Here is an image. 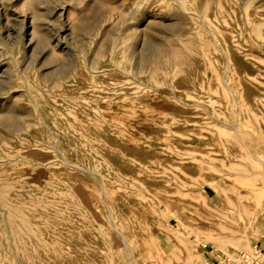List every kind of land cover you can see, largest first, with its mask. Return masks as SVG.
<instances>
[{"label":"rangeland","instance_id":"rangeland-1","mask_svg":"<svg viewBox=\"0 0 264 264\" xmlns=\"http://www.w3.org/2000/svg\"><path fill=\"white\" fill-rule=\"evenodd\" d=\"M241 141L264 161V0H0V264L45 256L38 235L83 264L262 247Z\"/></svg>","mask_w":264,"mask_h":264},{"label":"bare ground","instance_id":"bare-ground-1","mask_svg":"<svg viewBox=\"0 0 264 264\" xmlns=\"http://www.w3.org/2000/svg\"><path fill=\"white\" fill-rule=\"evenodd\" d=\"M212 3V4H211ZM210 3V5H208L209 8H212L214 7V1H212ZM230 3V2H229ZM218 10L220 9V7H217ZM261 8V7H260ZM224 9V8H223ZM221 10V9H220ZM206 11V9H205ZM250 11V10H249ZM257 11V10H256ZM232 12V10H231ZM253 13V12H252ZM248 17V16H247ZM230 19V18H229ZM248 20V19H247ZM254 23V22H253ZM251 35V34H250ZM217 43V42H216ZM197 46V45H196ZM199 48V47H198ZM162 54L164 53V55H169L171 56L172 58H174L176 61L180 62V64H182L183 66L185 67H188L189 65V56H190V53L187 49H181V50H165V51H162L161 52ZM160 53V54H161ZM161 54V55H162ZM207 58V57H206ZM229 61V60H228ZM174 62V61H173ZM262 63V62H261ZM144 64L141 65V70L143 71L144 70ZM226 68V69H225ZM227 70V67L224 66V72H223V76H222V82H223V85H227L226 83V77H227V73L225 72ZM53 71V70H52ZM261 73V72H260ZM259 75V74H258ZM261 75V74H260ZM247 76V75H246ZM261 77H263L261 75ZM258 78V77H257ZM240 80V79H239ZM249 80H251V78H249ZM252 81H253V78H252ZM241 82V81H240ZM257 83V82H255ZM259 83V82H258ZM245 84V83H244ZM260 85V84H259ZM202 86V85H201ZM58 88V86H57ZM203 89V88H202ZM229 89V88H228ZM95 90V89H94ZM121 90V89H120ZM98 92V91H96ZM213 92V91H212ZM210 93V92H209ZM215 93V92H214ZM212 94V93H211ZM216 95V94H215ZM241 95V94H240ZM244 95V93H243ZM261 96V95H260ZM255 97V96H254ZM258 97V96H257ZM242 98V96H241ZM256 98V97H255ZM127 99V98H125ZM257 99V98H256ZM128 100V99H127ZM197 101V100H196ZM200 101V100H199ZM214 102V101H213ZM203 103V102H202ZM85 104V103H84ZM216 104V103H215ZM256 105V103H255ZM218 106V105H217ZM200 108L201 106L197 105L195 106V108ZM221 107V106H220ZM202 108V107H201ZM254 108V107H253ZM252 109V108H251ZM215 110V109H214ZM202 113V112H201ZM217 113V112H216ZM222 113V112H221ZM252 113V112H251ZM250 113V114H251ZM260 113V112H259ZM253 114V113H252ZM255 115V113H254ZM253 115V116H254ZM202 116V115H201ZM164 117V116H163ZM221 117V116H220ZM203 118V117H202ZM213 119L217 120L218 121V118L215 117V116H212ZM255 119V118H254ZM246 122V120H245ZM206 129H211L210 127L212 128H219L217 127L216 125H214L213 123H206L205 125ZM242 127V126H241ZM229 128V127H228ZM244 128V126H243ZM249 128V127H248ZM230 129V128H229ZM247 129V128H246ZM240 131V129H238V127L235 126L234 128V131L237 133V131ZM248 131V130H247ZM216 132V131H215ZM242 132V131H241ZM250 132V131H249ZM196 136H198V134L200 133L199 131L196 132ZM239 134V133H238ZM228 135V134H226ZM240 135V134H239ZM242 135V134H241ZM236 136V134H235ZM209 137V134H208V131L203 135V138H205L206 140L208 139ZM237 137V136H236ZM222 138V137H221ZM227 138V137H226ZM250 140V139H249ZM228 141H231V140H228ZM255 143V142H254ZM234 145V144H233ZM235 147V146H234ZM240 147H241V153L243 156H240V157H246L247 159H251V161L248 163H246L244 166L242 165H234V167H242V168H239V170L241 169L242 170H248L251 172V179H256L258 178L257 176L260 177V172H259V168H260V165H263L264 164V161L261 160L260 158V155H258L257 153H255L250 147L251 146H248L245 142L241 141V144H240ZM239 150V149H238ZM239 153V152H238ZM260 154V153H259ZM240 155V154H239ZM246 159V160H247ZM245 160V161H246ZM244 161V162H245ZM242 174H245L244 172H242ZM261 179V178H260ZM257 180V179H256ZM263 180H264V175H263ZM257 181L253 180V184H251L252 186H255L256 188V185H257ZM119 184V183H118ZM258 187V186H257ZM104 195V188L102 186L101 188V196ZM208 199L211 201V199L208 197ZM253 204V207H250V209L247 210V213H249V221H251V225L252 224H257L258 222V218H259V214H258V207L260 205L259 202L255 201V202H252ZM109 220H111V216L109 217ZM21 232V231H20ZM35 232V231H34ZM250 232H251V229H249V227H244L242 228V232H241V235L236 237L235 238V242H234V246L236 248H240V249H244V250H248L250 248ZM22 233V232H21ZM36 234V233H35ZM76 235H79L78 232ZM33 237L34 236V233L32 235ZM80 236V235H79ZM73 237V236H72ZM37 238V237H36ZM220 244H222V242H219ZM38 247L39 248H42V249H48L47 250V254L45 256H40V255H37L38 258L35 259L34 261V264H55L58 260L62 259L63 257H69L67 260V263L65 264H83L82 263V260L80 258V252L78 250H75V246L74 248H72L70 245H63L62 243L61 244H56V245H52L51 247L49 246L48 243L44 242L42 239H41V236L38 235ZM75 252L74 254L72 252Z\"/></svg>","mask_w":264,"mask_h":264},{"label":"built area","instance_id":"built-area-1","mask_svg":"<svg viewBox=\"0 0 264 264\" xmlns=\"http://www.w3.org/2000/svg\"><path fill=\"white\" fill-rule=\"evenodd\" d=\"M205 264H264V250L255 247L250 253L213 248L206 252Z\"/></svg>","mask_w":264,"mask_h":264},{"label":"crops","instance_id":"crops-1","mask_svg":"<svg viewBox=\"0 0 264 264\" xmlns=\"http://www.w3.org/2000/svg\"><path fill=\"white\" fill-rule=\"evenodd\" d=\"M262 248H263V250H264V245H262Z\"/></svg>","mask_w":264,"mask_h":264}]
</instances>
